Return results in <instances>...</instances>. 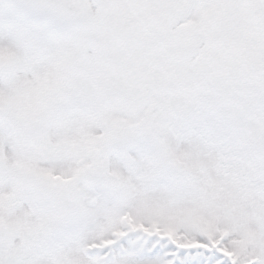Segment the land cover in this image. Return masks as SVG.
I'll return each mask as SVG.
<instances>
[{
  "label": "snow or ice",
  "instance_id": "1",
  "mask_svg": "<svg viewBox=\"0 0 264 264\" xmlns=\"http://www.w3.org/2000/svg\"><path fill=\"white\" fill-rule=\"evenodd\" d=\"M0 264H264V0H0Z\"/></svg>",
  "mask_w": 264,
  "mask_h": 264
}]
</instances>
